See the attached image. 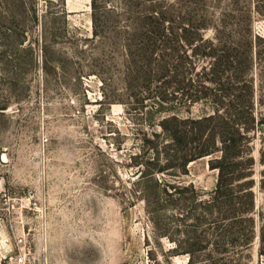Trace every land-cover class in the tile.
Segmentation results:
<instances>
[{"label": "rangeland", "instance_id": "374dc122", "mask_svg": "<svg viewBox=\"0 0 264 264\" xmlns=\"http://www.w3.org/2000/svg\"><path fill=\"white\" fill-rule=\"evenodd\" d=\"M209 1L211 11H222ZM254 3L242 0L238 7L255 10ZM27 7L60 28L47 64L40 24ZM56 12H65L68 23L52 16ZM263 14L254 11L252 20L262 37ZM108 17V39H94L92 0H0V264H15L25 248L31 250L25 264L188 263L187 255H171L175 243L155 234L145 201L132 197L138 169L166 139L158 125L162 116L152 122L149 106L123 88L121 40L116 17ZM262 64L261 76L257 67L254 71L259 118H264L258 103L260 95L264 100ZM262 127L251 134L255 237L249 248L230 250L236 264H264ZM163 176L193 183L208 196L218 172L207 157L191 162L187 174Z\"/></svg>", "mask_w": 264, "mask_h": 264}, {"label": "trees", "instance_id": "16d2710c", "mask_svg": "<svg viewBox=\"0 0 264 264\" xmlns=\"http://www.w3.org/2000/svg\"><path fill=\"white\" fill-rule=\"evenodd\" d=\"M172 1L120 0L105 7L92 0L94 39H108V16L116 17L127 95L149 106L152 122L162 116L158 125L166 141L154 145L138 169L132 197L145 201L155 234L175 243L171 255H187V264H236L228 253L249 248L256 227L251 134L264 124L257 115L254 77L255 68L259 76L263 68L264 37L253 31L252 20L254 11L263 14L262 0H256L255 10L248 0L244 7H238L242 0H214V10L223 8L218 13L209 0ZM26 9H33L40 24L47 64L60 28L50 26L36 7ZM65 15L52 16L68 23ZM258 103L264 105L261 95ZM207 157L218 172L208 196L193 183L163 176L187 174L191 162Z\"/></svg>", "mask_w": 264, "mask_h": 264}, {"label": "built area", "instance_id": "2783aa9c", "mask_svg": "<svg viewBox=\"0 0 264 264\" xmlns=\"http://www.w3.org/2000/svg\"><path fill=\"white\" fill-rule=\"evenodd\" d=\"M31 254V250L30 249H24L23 252L17 256L14 260L15 264H25L26 263V258L27 255Z\"/></svg>", "mask_w": 264, "mask_h": 264}]
</instances>
